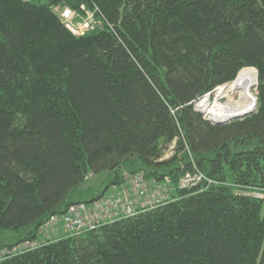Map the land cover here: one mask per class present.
<instances>
[{
    "label": "trees",
    "instance_id": "1",
    "mask_svg": "<svg viewBox=\"0 0 264 264\" xmlns=\"http://www.w3.org/2000/svg\"><path fill=\"white\" fill-rule=\"evenodd\" d=\"M82 4L95 22L76 35L55 8L80 16ZM246 67L258 71L255 111L214 123L195 109ZM124 172L170 177L171 197L78 235L43 232ZM187 173L203 181L181 188ZM254 191L264 0H0V251L39 242L0 264H264Z\"/></svg>",
    "mask_w": 264,
    "mask_h": 264
},
{
    "label": "built area",
    "instance_id": "2",
    "mask_svg": "<svg viewBox=\"0 0 264 264\" xmlns=\"http://www.w3.org/2000/svg\"><path fill=\"white\" fill-rule=\"evenodd\" d=\"M55 9L59 12L66 26L76 35H82L94 26L95 12L88 9L85 4L81 5V10L84 13L80 16L69 8L57 6ZM195 109L198 110L196 104ZM208 119H212L211 116ZM163 158L167 157L163 156ZM123 175V182L118 185L114 184L104 197L90 203H73L68 206L65 213L52 215L43 224V232L50 236L52 233H59L60 231L78 235L93 230L102 224L134 215L148 207L160 205L171 197L169 186L171 178L168 176L163 182H156L155 180H147L141 172H124ZM203 178L201 173H187L181 178L180 187L197 186L203 181ZM208 182L211 183V180ZM253 195L264 199V192L254 191ZM38 244V241L30 240L20 242L9 251L1 250L0 258L6 255V251L21 253L36 248Z\"/></svg>",
    "mask_w": 264,
    "mask_h": 264
},
{
    "label": "bare ground",
    "instance_id": "3",
    "mask_svg": "<svg viewBox=\"0 0 264 264\" xmlns=\"http://www.w3.org/2000/svg\"><path fill=\"white\" fill-rule=\"evenodd\" d=\"M256 76L257 72L255 73L253 69H245L240 72L237 79L233 82V85L231 86L233 90L239 92L238 98H236L235 100H229L225 103L215 104L217 105V110H214L216 111L215 113L217 114V118L219 120H227L235 116L251 112L255 109L256 99L252 94V87L254 86ZM223 87L219 88V90ZM208 103V99H203L201 102H199V106L202 105L203 107H207ZM195 104L196 103H194V106ZM206 107L204 109H206ZM172 144L174 145L175 142H173Z\"/></svg>",
    "mask_w": 264,
    "mask_h": 264
},
{
    "label": "rangeland",
    "instance_id": "4",
    "mask_svg": "<svg viewBox=\"0 0 264 264\" xmlns=\"http://www.w3.org/2000/svg\"><path fill=\"white\" fill-rule=\"evenodd\" d=\"M245 69H247V70L253 69V70H255L257 72V75H258V71L254 67H246V68L242 69L241 71H243ZM240 72H239V74H240ZM234 81L226 84L227 86L224 85L225 87L222 86L223 88L218 90V91H217V89H215L209 95L205 94L203 97H201L199 100H197L196 107H197L198 111L203 112L206 115L207 118H209L211 116L212 119L219 120L217 118V114L215 113L216 112L215 110H217V105H215V104L216 103H225V102H227L229 100H235L236 98H238L239 92L236 91V90H233L232 87H231L233 85ZM257 83H258V76H256L254 86L252 87V94L254 95L255 99H257V96H256V94H257ZM203 99L204 100L208 99L209 103L207 104V107L206 106L203 107L202 105L199 106V102H201ZM205 107H206V109H204ZM175 147H176L175 144L174 145L173 144L170 145L165 150L164 157L169 158L172 155V153L174 154ZM167 158H163V159H167ZM102 179H103V175H96V176L93 177L91 182H97V180L102 181ZM106 185H107V181H103L102 184H101V187L103 188Z\"/></svg>",
    "mask_w": 264,
    "mask_h": 264
},
{
    "label": "water",
    "instance_id": "5",
    "mask_svg": "<svg viewBox=\"0 0 264 264\" xmlns=\"http://www.w3.org/2000/svg\"><path fill=\"white\" fill-rule=\"evenodd\" d=\"M257 76H258V75H257ZM237 77H238V76H237ZM236 79H237V78H236ZM256 106H257V99H256ZM255 109H256V107H255ZM255 109L252 110L251 112H248V113H245V114H242V115H238V116H235V117L230 118V119H227V120H215V119H209V120H211V121L214 122V123H226V122H229V121H231V120H233V119H235V118L243 117V116H245V115H247V114H250V113H252L253 111H255Z\"/></svg>",
    "mask_w": 264,
    "mask_h": 264
}]
</instances>
